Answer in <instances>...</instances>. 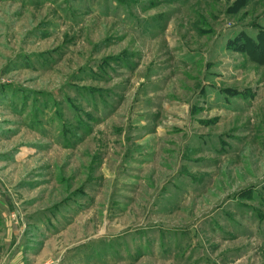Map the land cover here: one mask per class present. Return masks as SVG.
Segmentation results:
<instances>
[{"label":"rangeland","instance_id":"374dc122","mask_svg":"<svg viewBox=\"0 0 264 264\" xmlns=\"http://www.w3.org/2000/svg\"><path fill=\"white\" fill-rule=\"evenodd\" d=\"M0 264H264V0H0Z\"/></svg>","mask_w":264,"mask_h":264}]
</instances>
